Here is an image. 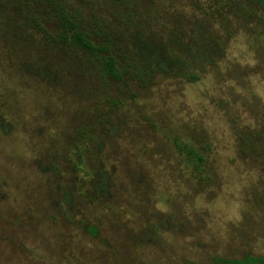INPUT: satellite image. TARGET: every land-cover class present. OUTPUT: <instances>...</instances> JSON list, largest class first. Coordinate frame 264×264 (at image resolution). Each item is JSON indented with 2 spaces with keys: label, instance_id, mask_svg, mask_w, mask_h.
Listing matches in <instances>:
<instances>
[{
  "label": "rangeland",
  "instance_id": "374dc122",
  "mask_svg": "<svg viewBox=\"0 0 264 264\" xmlns=\"http://www.w3.org/2000/svg\"><path fill=\"white\" fill-rule=\"evenodd\" d=\"M65 3L120 64L137 61L136 46L149 39L188 66L145 85L104 78L89 55L24 26L18 3L0 0V264L264 256V8L255 0ZM176 140L204 155L205 175Z\"/></svg>",
  "mask_w": 264,
  "mask_h": 264
},
{
  "label": "trees",
  "instance_id": "16d2710c",
  "mask_svg": "<svg viewBox=\"0 0 264 264\" xmlns=\"http://www.w3.org/2000/svg\"><path fill=\"white\" fill-rule=\"evenodd\" d=\"M18 3V15L26 17L27 22L35 23L46 35H51L53 41L58 45L79 50L89 55L102 77L116 81H123L125 77L139 80L147 84L153 80L154 73L160 72L167 75H173L182 72L188 66L185 58L181 57L171 49L169 45L161 42H151L149 39L136 46L135 52L137 61L124 66L120 64L116 52L108 44H96L88 32L86 26L76 18L74 14L69 13L65 0H14ZM255 4L264 8V0H255ZM17 14V12H16ZM36 14L42 15L43 21L52 24L55 27V34L42 27L41 22L36 20ZM9 24V23H8ZM182 52V47L176 46ZM186 53V51H184ZM205 55L211 56L214 53L212 46L204 47ZM148 79V81H146ZM178 150L185 155L189 166L201 176L205 175V157L191 145L176 140ZM98 190L107 195L109 186L106 184V174L99 170L98 172ZM88 231L96 234L94 227H88ZM219 264H264V256H254L246 254L242 258L225 259L216 258Z\"/></svg>",
  "mask_w": 264,
  "mask_h": 264
}]
</instances>
